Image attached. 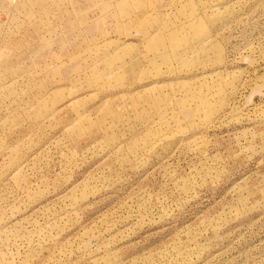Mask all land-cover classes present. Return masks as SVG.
I'll list each match as a JSON object with an SVG mask.
<instances>
[{"label": "rangeland", "instance_id": "1", "mask_svg": "<svg viewBox=\"0 0 264 264\" xmlns=\"http://www.w3.org/2000/svg\"><path fill=\"white\" fill-rule=\"evenodd\" d=\"M0 264H264V0H0Z\"/></svg>", "mask_w": 264, "mask_h": 264}]
</instances>
